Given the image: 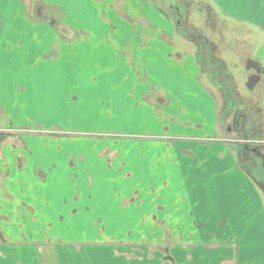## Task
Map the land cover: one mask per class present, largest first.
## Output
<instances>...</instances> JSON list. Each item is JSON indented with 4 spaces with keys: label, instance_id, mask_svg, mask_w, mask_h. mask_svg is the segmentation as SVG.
<instances>
[{
    "label": "rangeland",
    "instance_id": "rangeland-1",
    "mask_svg": "<svg viewBox=\"0 0 264 264\" xmlns=\"http://www.w3.org/2000/svg\"><path fill=\"white\" fill-rule=\"evenodd\" d=\"M145 4L150 10L145 8ZM152 7L164 16L159 19L165 23L164 30L151 23L150 20L158 19V16L153 14ZM63 8L67 9L68 17L66 14L63 17L61 13ZM101 17L112 19L115 28L118 26V29L113 26L111 33L112 62H110V66L112 73L107 72L106 69L104 74L97 72L95 75V71H92L93 62H89L86 64V71H80L77 78L71 73L63 74V72L45 75L47 64H35L36 74H40L36 78L37 93L35 95L44 98L46 102L49 101L51 105L46 109L41 98L40 104L34 101L26 107V110L22 104L29 95L27 93L20 94L23 86L19 84L22 82L21 80L20 82L16 81L15 77L18 76L14 75L11 82L15 85L8 87L15 88L16 86L17 89L15 91L11 89L10 95L3 94L6 102L13 103L9 111L10 115L14 120L30 119L38 120V122L42 120L44 123L34 124L37 125L35 128H31L29 124H21L18 126L22 128L21 131L12 132L38 137L39 135L33 134V132L43 133L44 126L49 128L50 133L64 134L63 139L52 143L53 150L51 151L52 153L62 151L60 157H64L66 154L63 150H57V145L61 141L67 145L75 143L76 139L91 141L105 139L106 142H111L112 131H117L119 135L130 131L150 132L152 135L141 134L140 137H144L142 138L144 140L155 141L163 136L168 137L170 142L176 143L180 140L171 135L174 121L200 120L207 118L211 109L215 110L214 117L218 120V125L213 133V138L201 136L180 141L184 142L182 148H186L190 153L197 152L210 156L214 162L216 161L214 155L216 150L225 154L229 152L231 157L228 156L225 167L221 166L224 170L221 175L222 181L215 184L219 186L211 196L210 211L207 209V205H203L205 210H200L201 214L197 210V214H195L194 207L191 206L190 210L194 214H190L189 219L185 222L186 224H194V220L198 222L194 224L196 225V238L204 243L197 245L196 253L193 252L197 261L190 260L188 257L187 251L190 249L184 250L186 248L183 249V246L177 250L189 261L186 264H212L219 262L222 258H232L233 264H264V74H262L261 80L250 88L249 78L255 73V70L247 66L249 60H257L264 66V0H0V26L2 22L6 21L25 23L31 21L43 26L47 25L48 31L50 29L48 27L51 26V32H54L53 40L57 38H65L70 41L82 40L80 32L71 28L69 22H72L73 19L74 21L79 20L86 24L91 23L92 25L89 27H93ZM66 20L69 28L60 27V22ZM178 20H181L180 24H178ZM253 20H258V22ZM53 21L56 24L52 26ZM146 22L151 27L149 32L152 36L162 37L169 44V46L165 45L166 48L169 47L168 49L171 51H174L175 48L177 49L176 53L172 51L171 57L168 53L161 54L164 45L157 46L155 44L152 50L148 48L146 53L136 51L132 54V46L127 47L119 44V40H124L125 37L139 40L142 32L146 30L143 28ZM16 27L18 26L15 25L13 28L17 29ZM18 32L20 34L18 36L23 39L30 38L28 30L24 27ZM84 36L87 37L85 32ZM114 41L118 42L116 48L113 44ZM22 43L21 45H25V48H29L27 40ZM38 43L39 46L41 44L44 46L42 40ZM94 43L93 41L86 43L83 56L100 62L102 66H107L110 58L106 55L102 60L104 55L96 54L97 48ZM75 47L81 49L82 46L77 44ZM125 47L127 48L126 53H122ZM57 52L56 47L47 54L44 53L42 58L50 61L55 58ZM179 52L182 53L183 60H179ZM185 52L193 57V61H190L192 59L189 55L186 56ZM23 54L28 55V51L24 50ZM56 58L58 59V57ZM186 59L188 67L196 65V68L203 69L200 73L197 71L196 75L191 72L192 79L195 81L193 82L194 87L188 86L187 89H185L186 86L184 87V81L177 77V75H185L182 68ZM57 63L65 65V61L60 62V57ZM24 65L27 67V64ZM58 67L61 69L60 66ZM47 70H53V68L48 67ZM140 80H143L145 84L139 83ZM3 82L7 86V80H3ZM195 90L199 91L196 93ZM210 95L214 100L213 104L210 103ZM78 99L80 105H77ZM62 100L63 105L67 108L66 114H62L60 107ZM210 105L215 108L210 109ZM4 119H8V117L3 113L0 120ZM235 120H240L242 123L244 134H240L239 130L229 132V126L233 127ZM34 125L32 126L34 127ZM43 135L47 136V134ZM219 137L228 138L234 143L225 142L222 145L219 141H215ZM118 139H124V137L112 138V144L118 145L119 141L122 142ZM158 140L163 141L164 139ZM243 142L251 148L248 149L247 154L241 150ZM136 145V143L134 147L125 145L123 150L141 151L140 147ZM143 145H147L146 141ZM255 146L262 157L259 158L254 152H251ZM238 152L253 178L243 168H240L242 170H238V172L234 171L232 157L234 159L236 157L238 160ZM138 160H134V167L142 163L140 158ZM151 161L153 162H151L152 166L158 167L156 158ZM125 162L130 170L133 163L131 157ZM189 174L192 177L193 173L189 172ZM134 175L131 181L128 179L129 185H135L141 177L138 171ZM201 175L203 174L200 172L194 174L193 179L197 177L198 181ZM216 177L220 178L218 175ZM212 180L217 181L216 178H212ZM99 181L101 186L94 193L108 201L110 190H108L106 180L99 179ZM205 181L209 183L208 180L205 179ZM193 187L192 184L184 182L182 193L185 194L193 190ZM0 190L4 198L12 202L18 200V195L4 187L1 180ZM23 192L24 189H22ZM19 200L24 201L26 198L20 194ZM26 217L29 218L28 215ZM136 221V216L132 217L131 220L126 221V227L135 228ZM6 222L7 220L0 218V229ZM110 223L109 221L107 224ZM61 224L56 227V231L61 229ZM84 226L83 222H69L62 232L65 236L77 237L75 234L78 235L77 233L82 231ZM212 231V237L210 235L204 238L197 235L205 236L206 232ZM20 236L18 242L0 237V261L4 264L16 263L23 256L18 252L17 256L11 253L12 246L30 245L28 235ZM36 238L38 237L36 236ZM207 240L212 241L213 245L214 243L217 245L215 247L217 251L212 257H209L206 252L208 259L205 263V255L201 259L199 257L211 246ZM73 241H77V239ZM69 243L67 242V247H69ZM78 243L80 244H70V247L76 251L79 248L76 255L65 254L62 255V258L61 255L58 258L54 253L53 260H59L61 264L82 261L81 256L88 254L87 250L91 245ZM36 245L39 248L42 247L41 244ZM63 246L55 244L54 249ZM135 248L137 249L138 246ZM139 249L141 251H129L130 249H128V253L133 252L128 256L136 258L143 254V257H146V250L141 247ZM155 249L156 246L149 250L151 258L156 257L148 264H161V256L163 259L164 257L168 258L167 253H153ZM4 250H7L11 256L5 254ZM40 256L39 252L34 254L36 262L41 261ZM138 262L144 264L146 261L142 259ZM164 262V264H169L166 260Z\"/></svg>",
    "mask_w": 264,
    "mask_h": 264
},
{
    "label": "crops",
    "instance_id": "crops-1",
    "mask_svg": "<svg viewBox=\"0 0 264 264\" xmlns=\"http://www.w3.org/2000/svg\"><path fill=\"white\" fill-rule=\"evenodd\" d=\"M146 5L145 8L150 10ZM152 10L153 14L158 16V19L150 20L151 23L157 28L164 30L166 27L165 23L163 20H159L164 18V16L153 7ZM145 12L148 13L147 11ZM61 13L63 17L65 14L68 17L67 9L63 8ZM111 20L101 17L100 21L95 23L93 27H89L92 25L91 23L86 24L79 20H71L72 22H69L70 27L79 31L80 36L83 38L76 41H70L65 38L53 40L54 32H51V26L48 27L50 28L48 31L47 25L43 26L31 21H27V23L21 21L1 23L0 116H3L4 113L8 119L0 120V180L4 187L18 195V200L12 202L4 198L0 190V207L2 205L0 218L7 220L5 225L1 226L0 237L8 241L18 242L20 241L19 238H21L20 235L26 234L30 240V245L19 244L18 246H12L13 250H11V253L16 256L17 252L23 254V259H19L16 263L12 262L13 264H61L59 260H53L54 253L58 258H60V255L62 258V255L65 254L68 256L76 255L79 252V248L76 251L73 247H70V244H80L78 242L91 246L88 247V254L81 256L82 261L69 262L71 264H139L138 261L142 259L146 261L144 264H148L155 260L156 256L151 258V251H149L154 246H156V249L153 253H167L168 258L164 257V259L169 264H186V262H189L177 250V248L180 249L183 246V249L186 248L184 250L190 249V251H187L190 260L197 261L193 252L196 253L199 244L204 243L196 238V225L194 224L198 222L197 220H194V224H186L185 222L189 219L190 214H194V212L197 214V210L199 212L200 210H205L203 205H207V209L210 211L211 196L219 186L215 184H219L222 181L221 175H223L224 170L221 166L225 167L228 156L231 157V155H229V152L225 154L216 150L214 152L216 161L214 162L210 156L197 152H187L186 148H182L184 142L180 141L191 140L201 136L213 138V133L218 125V120L214 117L215 110L211 109L215 108V106L211 107L210 105L211 110L208 112L207 118L174 121V129L171 135L180 140V143H172L168 137L163 136L155 141L144 140L142 139L144 137H140L141 134H146L147 136L151 134L150 132L138 133L130 131L119 135L117 131H112V138L124 137V139H118L122 141H119L118 145L112 144V138L111 142H106L105 139L95 141L76 139L75 143L68 145L67 143L63 144L61 141L57 145V150H63L66 154L64 158L63 156L60 157L62 151L59 153L51 152L53 150L52 143L58 141V139H63L65 137L64 134L50 133L48 131L49 128H45L43 125V133L33 132V134H38V137H32L30 134L13 133L16 130L21 131L22 128L18 127L21 124H29L31 128H35L37 125L35 126L34 124L44 123L42 120H40L41 122L30 119L14 120L10 115L9 111L13 103L6 102L7 100H4L3 94L10 95L11 89L14 91L17 89L16 86L15 88L8 87L15 85L11 82L14 79L13 76H18L15 77L16 81L20 82L21 80L22 82L19 84L23 86L20 94L27 93L29 95L22 104L26 110V107L34 101L40 104V99L42 98L35 95L37 93L36 78L40 75L39 73L36 74L35 64H47L45 75L63 72V74L71 73L77 78L80 71H86L85 67L89 62H93L92 71H95V75L97 72L104 74L107 70V72L112 73V67L110 66V62H112L111 33L114 24ZM253 21L258 22V20ZM54 22L51 23L52 26L56 24ZM60 23V27L69 28L67 20ZM15 25L18 26L16 27L17 29L13 28ZM22 26L28 30L30 38L23 39L18 36L20 35L18 30L23 29ZM143 28L146 30L142 32L139 40L125 37L124 40H119V44L127 47L129 45L132 46V54L136 51L146 53L148 48L152 50L155 44L157 46L160 44L164 45L161 49V54L168 53L171 57L173 53H176L177 49L174 48L175 52L172 50V53L168 49L169 47L166 48L169 44L162 37L152 36L149 32L151 27H149L148 22ZM115 29H118V26ZM84 32L87 35L86 38ZM24 40L28 41V49L25 48V45H21ZM41 40L44 46L41 43V46H39L38 42ZM90 41L95 42L96 54L104 55L102 60L105 59L106 55L110 58L107 66H102L100 62L83 56V49L85 50L86 43ZM75 44H80L82 46L81 49L75 47ZM113 44H115L116 48L118 42L114 41ZM56 47L58 52L55 58L50 61L42 58L44 53L47 54ZM115 48L114 52L116 51ZM24 50L28 51V55L23 54ZM126 50L127 48L125 47L122 53H126ZM179 54V60H183L182 53L179 52ZM185 55H189L191 59L193 58L187 52H185ZM59 57L60 62L65 61L64 66L58 65ZM190 61H193V59ZM183 63L184 67L182 69L185 75L178 76L174 70L173 72L184 81L185 89L188 86L194 87L193 82L195 81L192 79L193 75H191V72L196 75L197 71L200 73L203 69L200 67L199 69L196 68V65L188 67L187 59ZM24 64H27V67ZM48 67L53 68V70H47ZM3 80H7V86L3 84ZM139 83L145 84L143 80H140ZM198 91L195 90L194 92L197 93ZM77 98L79 97L77 96ZM41 100L44 102L46 109H48L51 103L49 101L46 102L44 98ZM210 103H214L211 95ZM77 105H80L79 99ZM60 107L62 114H66L67 108L63 105V100ZM43 134H47V136ZM37 138L40 139L36 140ZM145 141L147 143L146 146L143 145ZM215 141H219L222 145L225 142H231L224 137L216 138ZM135 143L137 144L136 146L140 147L141 151L133 149L123 150L125 145L134 147ZM47 147L50 148L47 149ZM129 157H131L133 162L130 170L125 162ZM139 158L142 163L134 167V160ZM154 158L158 162V167L156 168L151 165V159ZM232 161L234 171L238 172V170H242L240 168H243L251 176L250 171L241 160L239 152L238 160H236V157L235 159L232 157ZM136 171L141 177L135 185H129L128 179L131 181ZM189 172L193 173L192 177ZM199 172L203 175L199 176L197 181V177L196 179L193 178L194 174ZM95 173L97 176H95ZM216 175L220 176V178L216 177ZM212 178H216L217 181L214 182ZM99 179L106 180V185H108V190H110L108 201L101 199L94 193L101 186ZM184 182L192 184L194 186L193 190L183 194ZM22 189H24L23 193ZM20 194L24 195L26 200H19ZM57 203L58 205L56 206ZM191 206L194 207V212L190 210ZM27 215L29 218L26 217ZM134 216L137 218L135 228L126 227V221L131 220ZM74 221L85 223L84 229L79 231L78 235L75 234L77 237L65 236L62 229L65 228L67 223ZM109 221L111 223L107 224ZM60 223H62L61 229L56 231V227ZM206 234L205 236L202 234L197 235L204 238L210 235L212 237L213 231L206 232ZM74 239H77V241H73ZM67 242H70L69 247L66 246ZM207 242H210L211 246L199 257L201 259L205 255V263L208 259L206 252L209 257H212L217 251L215 243L213 245L210 240H207ZM36 244H41L42 247L39 248ZM55 244L64 246L54 249ZM137 246L138 248L136 249L135 247ZM140 247L146 250V257H143V254L136 256V258L128 256L133 253H128V249H130L129 251H141ZM165 247L169 248L166 249ZM36 252L41 254L39 257L41 261H35L34 254ZM4 253L9 254L7 250H4ZM26 253L29 254L25 255ZM9 256L11 255L9 254ZM159 256L158 258H160ZM133 259H136V261H133ZM164 259L161 256V264L165 263ZM225 262L233 264V259L222 258L219 262L212 264H224ZM0 264L4 263L0 261Z\"/></svg>",
    "mask_w": 264,
    "mask_h": 264
},
{
    "label": "flooded vegetation",
    "instance_id": "flooded-vegetation-1",
    "mask_svg": "<svg viewBox=\"0 0 264 264\" xmlns=\"http://www.w3.org/2000/svg\"><path fill=\"white\" fill-rule=\"evenodd\" d=\"M181 23V20H178V24H180ZM258 68H260L261 69V71H262V73H263V71H264V66H262L261 64H258V66H257ZM242 127H243V125H242V123L240 122V120H235V121H233V127H230L229 126V132H233V130H239L240 131V134H244L243 133V130H242ZM246 140H248V139H246ZM242 146H243V148L241 149L245 154H247V152H248V149H251L250 148V146L249 145H247L246 143H242ZM258 149L256 148V146L255 147H253V149L251 150V152H254L255 154H256V156H258L259 158L260 157H262V155H260L258 152Z\"/></svg>",
    "mask_w": 264,
    "mask_h": 264
},
{
    "label": "water",
    "instance_id": "water-1",
    "mask_svg": "<svg viewBox=\"0 0 264 264\" xmlns=\"http://www.w3.org/2000/svg\"><path fill=\"white\" fill-rule=\"evenodd\" d=\"M248 68H254L256 70V74L252 75L249 78V82L248 85L250 88H252L255 84H257L260 79H261V69L258 68V63L255 60H249L248 64H247Z\"/></svg>",
    "mask_w": 264,
    "mask_h": 264
}]
</instances>
